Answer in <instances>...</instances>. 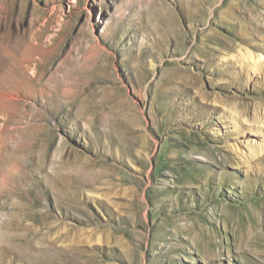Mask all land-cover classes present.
<instances>
[{"label":"rangeland","instance_id":"rangeland-1","mask_svg":"<svg viewBox=\"0 0 264 264\" xmlns=\"http://www.w3.org/2000/svg\"><path fill=\"white\" fill-rule=\"evenodd\" d=\"M0 49V264H264V0H0Z\"/></svg>","mask_w":264,"mask_h":264},{"label":"bare ground","instance_id":"bare-ground-1","mask_svg":"<svg viewBox=\"0 0 264 264\" xmlns=\"http://www.w3.org/2000/svg\"><path fill=\"white\" fill-rule=\"evenodd\" d=\"M3 47H5V46H3ZM34 53H35L34 51L30 50V51H27L25 53H22L21 57H17V54L13 53V51L11 49L10 50L9 49H5V50L0 49V83L9 82L8 83L9 86L7 88L10 87L9 88L10 92L11 91H15V93L18 91L20 92L21 88L23 86H28L31 81L35 80V75L29 74L30 76L27 75V77L25 75V73H27V70L29 69V64L32 61V57H33ZM38 53H37V55H38ZM39 54L41 55V53H39ZM4 85H6V84H4ZM30 85H29V87H30ZM0 87H3V86L0 85ZM7 88L5 87V90H7ZM10 92H8V93H10ZM11 93H14V92H11ZM11 93H10V95H11ZM1 94H3V93H1ZM1 96H4V95H1ZM1 96H0V99H2Z\"/></svg>","mask_w":264,"mask_h":264}]
</instances>
